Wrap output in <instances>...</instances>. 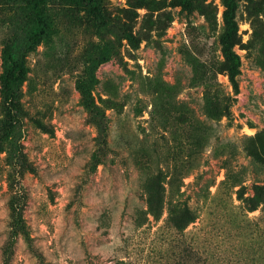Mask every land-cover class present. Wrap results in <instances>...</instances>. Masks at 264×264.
Returning <instances> with one entry per match:
<instances>
[{"label": "rangeland", "instance_id": "1", "mask_svg": "<svg viewBox=\"0 0 264 264\" xmlns=\"http://www.w3.org/2000/svg\"><path fill=\"white\" fill-rule=\"evenodd\" d=\"M235 2L237 94L226 0H47L14 121L3 55L29 10L0 0V264H264V0ZM158 168L189 170L185 229L137 220Z\"/></svg>", "mask_w": 264, "mask_h": 264}, {"label": "trees", "instance_id": "2", "mask_svg": "<svg viewBox=\"0 0 264 264\" xmlns=\"http://www.w3.org/2000/svg\"><path fill=\"white\" fill-rule=\"evenodd\" d=\"M29 10L28 20L26 22V32L24 36L15 33L9 43L6 45L3 55L4 72L1 77V91L7 114L14 119H19L20 101L19 89L26 73L25 55L26 52L33 49L48 31V16L46 12L47 0H24ZM85 6L95 14H100L105 0H82ZM227 8L225 10V21L227 29L221 36L222 50L227 63L229 79L231 81L234 94L239 92L238 75L241 72V59L234 50V36L237 33V24L235 21V0H226ZM257 158L259 156L253 152ZM188 168L174 174H168L161 168L148 178L144 184L146 193L147 208L145 215L137 218L142 223L149 219L160 218L164 210L168 213V220L178 229H185L190 222L197 219V211L189 204L186 198H183L184 177L187 175ZM169 175V176H168ZM240 183H235L238 185ZM243 186H240L236 193L239 198H243ZM167 193L172 198L169 203L166 201ZM250 208L255 209L264 199L255 193L249 198ZM168 203V204H167Z\"/></svg>", "mask_w": 264, "mask_h": 264}]
</instances>
